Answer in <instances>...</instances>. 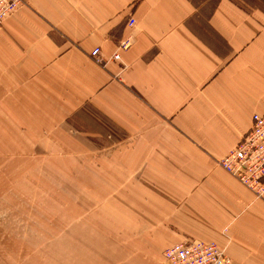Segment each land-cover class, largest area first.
Instances as JSON below:
<instances>
[{
    "label": "crops",
    "instance_id": "1",
    "mask_svg": "<svg viewBox=\"0 0 264 264\" xmlns=\"http://www.w3.org/2000/svg\"><path fill=\"white\" fill-rule=\"evenodd\" d=\"M263 113L264 0H27L0 29V169L2 155L74 154L73 206L88 214L70 228L88 241L80 264H159L186 241L264 264V196L219 166ZM111 195L121 224L108 232ZM25 197L0 209V264L51 255L44 193ZM48 246L66 264L85 244Z\"/></svg>",
    "mask_w": 264,
    "mask_h": 264
},
{
    "label": "rangeland",
    "instance_id": "2",
    "mask_svg": "<svg viewBox=\"0 0 264 264\" xmlns=\"http://www.w3.org/2000/svg\"><path fill=\"white\" fill-rule=\"evenodd\" d=\"M83 156L84 154H77ZM87 155V154H85ZM31 156L30 158H28ZM1 157H7L9 161L5 164L9 167L6 169H0V193L2 199L0 200V209L6 210H19L24 209L26 204L25 194L27 192H43L44 193V222L40 221V224H44V228H49L48 233H44L49 239L46 242L44 239V250L51 251V255L45 258L46 264L55 263L58 256V246L54 248H49L48 243L51 244L59 236H71L72 238H80L81 243L85 244L84 247L77 252L72 254L68 259L66 264H80L82 255L88 251V245L80 235L73 232V226L78 228H83L88 225L87 218L74 209L73 203L76 202L74 189H73V168L72 162L74 158L73 153H32V154H7ZM44 162H43V161ZM84 168V167H83ZM88 168L82 169V176L87 177ZM44 178V190L42 186L33 182V184H26L27 181ZM11 178V179H9ZM17 182V183H16ZM120 195H111V210L112 214L109 216L104 224L101 225L108 232L117 229L119 230L121 224V203L119 199ZM30 203V201H28ZM9 214L5 212H0V225L5 224V218ZM99 213L96 215L95 219H99ZM20 220H28L32 223H36V217H26L22 216ZM94 224V223H92ZM63 226L64 228H62ZM71 226V227H70ZM65 229V232L57 233ZM71 228V229H70ZM98 232V228L96 229ZM119 232V231H118ZM95 236V234L93 233ZM62 250V249H61ZM64 251V249H63ZM100 249L98 250V253ZM167 249L162 254V259L159 264H167L165 260V253ZM65 252V251H64ZM134 264H136L135 259L129 257ZM24 264H30L29 260ZM34 264H38L34 262ZM45 264V263H44Z\"/></svg>",
    "mask_w": 264,
    "mask_h": 264
},
{
    "label": "built area",
    "instance_id": "3",
    "mask_svg": "<svg viewBox=\"0 0 264 264\" xmlns=\"http://www.w3.org/2000/svg\"><path fill=\"white\" fill-rule=\"evenodd\" d=\"M27 0H0V29L5 20ZM131 20L129 25L134 26ZM132 38L121 42L119 51L113 59L121 60V53L132 46ZM91 56L102 64L100 49H95ZM219 166L250 190L257 197L264 196V113L254 114L252 126L239 144L223 159ZM167 264H231V259L225 250L215 243L201 241H186L167 249L165 253Z\"/></svg>",
    "mask_w": 264,
    "mask_h": 264
}]
</instances>
